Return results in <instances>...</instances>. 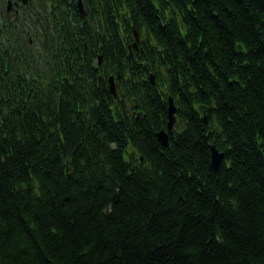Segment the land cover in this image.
<instances>
[{"label":"trees","instance_id":"1","mask_svg":"<svg viewBox=\"0 0 264 264\" xmlns=\"http://www.w3.org/2000/svg\"><path fill=\"white\" fill-rule=\"evenodd\" d=\"M27 2L49 49L6 75L0 14V264H264V0Z\"/></svg>","mask_w":264,"mask_h":264},{"label":"flooded vegetation","instance_id":"2","mask_svg":"<svg viewBox=\"0 0 264 264\" xmlns=\"http://www.w3.org/2000/svg\"><path fill=\"white\" fill-rule=\"evenodd\" d=\"M12 2L10 10L4 13L6 20L2 21L3 29L5 30V56L8 64H6V75H10L13 70H19L21 66L27 68V74H33L35 67L32 62L35 61L36 74L41 77L43 68L44 52L43 46L46 44L43 36V14L41 10L35 13V16L29 13L28 9H33L35 6L28 3H22L21 0H6ZM90 17V16H89ZM93 17H90L87 24V38L92 41L94 36V28L92 25ZM20 33L22 36H16L14 33ZM101 38V36H99ZM99 44L101 41L99 40ZM99 57L101 54H98ZM30 63V65H28ZM101 67V66H99ZM1 78V77H0ZM12 78V77H10ZM122 81V80H121ZM118 80L115 82L121 83Z\"/></svg>","mask_w":264,"mask_h":264},{"label":"water","instance_id":"3","mask_svg":"<svg viewBox=\"0 0 264 264\" xmlns=\"http://www.w3.org/2000/svg\"><path fill=\"white\" fill-rule=\"evenodd\" d=\"M23 2L26 3L27 0H23ZM10 6H11V2L8 5V10H10ZM77 7H78L79 12L83 16H86L87 13L84 9L83 0H78ZM134 37L136 40L133 43V46L135 48V51H138V36H137L136 30H134ZM101 64H102V57L99 58V66H101ZM115 80H118L119 82L121 81V75H120L118 67H115L113 69L112 75L109 78V90L115 98H118L117 93H116V86L117 85L115 84ZM152 81H154L153 76H152ZM177 111L178 110H177L175 104L173 103L172 98H170L169 108H168L169 121H168L167 129L161 130L157 133V139L163 147L169 146L170 138L173 137L178 132V130L180 128V126L177 122ZM202 122L204 123V125H208V116L207 115L203 116ZM210 151H211V164H212L213 168L215 170H217L221 166L225 155H224V153L220 152L216 143H212L210 145Z\"/></svg>","mask_w":264,"mask_h":264},{"label":"bare ground","instance_id":"4","mask_svg":"<svg viewBox=\"0 0 264 264\" xmlns=\"http://www.w3.org/2000/svg\"><path fill=\"white\" fill-rule=\"evenodd\" d=\"M117 88H118V86H116V91H117ZM110 91V90H109ZM111 93V92H110ZM114 97V96H113ZM171 98V97H170ZM170 98H169V100H170ZM118 99V98H117ZM172 101H173V99H172ZM173 103H174V101H173ZM169 115V114H168ZM203 118V117H202ZM202 118H201V120H202Z\"/></svg>","mask_w":264,"mask_h":264}]
</instances>
